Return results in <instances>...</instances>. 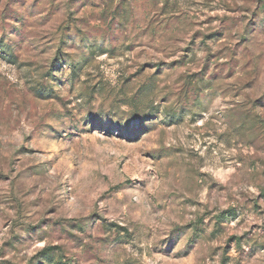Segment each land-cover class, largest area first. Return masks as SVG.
<instances>
[{
	"label": "rangeland",
	"instance_id": "rangeland-1",
	"mask_svg": "<svg viewBox=\"0 0 264 264\" xmlns=\"http://www.w3.org/2000/svg\"><path fill=\"white\" fill-rule=\"evenodd\" d=\"M0 264H264V0H0Z\"/></svg>",
	"mask_w": 264,
	"mask_h": 264
}]
</instances>
